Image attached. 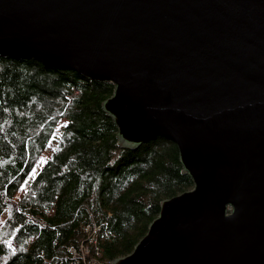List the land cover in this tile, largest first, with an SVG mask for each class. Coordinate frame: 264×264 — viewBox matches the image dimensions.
I'll return each instance as SVG.
<instances>
[{"label": "water", "instance_id": "95a60500", "mask_svg": "<svg viewBox=\"0 0 264 264\" xmlns=\"http://www.w3.org/2000/svg\"><path fill=\"white\" fill-rule=\"evenodd\" d=\"M0 56L113 83L122 147L177 145L194 186L110 264H264V0H0Z\"/></svg>", "mask_w": 264, "mask_h": 264}, {"label": "trees", "instance_id": "16d2710c", "mask_svg": "<svg viewBox=\"0 0 264 264\" xmlns=\"http://www.w3.org/2000/svg\"><path fill=\"white\" fill-rule=\"evenodd\" d=\"M113 92L71 69L0 56V264H71L93 222L107 223L99 241L114 260L164 199L194 186L173 141L119 144L102 107Z\"/></svg>", "mask_w": 264, "mask_h": 264}, {"label": "built area", "instance_id": "2783aa9c", "mask_svg": "<svg viewBox=\"0 0 264 264\" xmlns=\"http://www.w3.org/2000/svg\"><path fill=\"white\" fill-rule=\"evenodd\" d=\"M97 224V223H96ZM100 226H105V227H107V223L106 222H101L100 223V225L98 226V229H95V237L92 239V242H91V244H89V245H87V251H88V255H92V254H95L96 252H101V254H102V248H101V246H100V244H99V240H100V235H101V229H100ZM89 227L90 226H88V228H86V231H87V233H88V231H89ZM105 232V231H104ZM106 234H109V232H107V230H106V232H105ZM89 241H90V238H89ZM91 245L92 246H94V250L92 251V249H91ZM84 246V245H83ZM85 247H86V245H85ZM72 250V260H71V264H98V262H100V261H103V259L104 260H107V259H105V258H103V256H101L102 257V259L99 257V256H92V257H87V256H80V258H78V259H76V257L74 256V254H73V250L75 251V252H79V253H81V249L80 250H77V249H71Z\"/></svg>", "mask_w": 264, "mask_h": 264}, {"label": "rangeland", "instance_id": "374dc122", "mask_svg": "<svg viewBox=\"0 0 264 264\" xmlns=\"http://www.w3.org/2000/svg\"><path fill=\"white\" fill-rule=\"evenodd\" d=\"M46 159V155H44L43 156V158H42V160H41V162L39 163V165L37 166V170L42 166V164H43V162H44V160ZM88 226H90L89 227V231H88V233H87V236H88V238H90V241H89V244H91V242H92V239L95 237V229H98V224H96L95 222H93V224H88L87 226H86V228H88ZM89 244H83L82 246H81V253H79V252H75L74 250H73V254H74V256L76 257V259H78V258H80V256H87V257H92V256H99L101 259H102V254H101V252H96L95 254H92V255H88V251H87V245H89ZM99 244H100V241H99ZM85 245H86V247H85ZM101 246V245H100ZM127 255V254H126ZM122 256H125V255H122ZM119 257H121V256H119ZM113 260H104L103 259V261H100V262H98V264H110L111 262H112Z\"/></svg>", "mask_w": 264, "mask_h": 264}]
</instances>
